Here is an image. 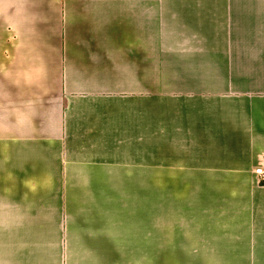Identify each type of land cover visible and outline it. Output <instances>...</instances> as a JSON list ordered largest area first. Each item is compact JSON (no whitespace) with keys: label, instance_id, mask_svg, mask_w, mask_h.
<instances>
[{"label":"crops","instance_id":"crops-1","mask_svg":"<svg viewBox=\"0 0 264 264\" xmlns=\"http://www.w3.org/2000/svg\"><path fill=\"white\" fill-rule=\"evenodd\" d=\"M257 168L264 0H0V264H264Z\"/></svg>","mask_w":264,"mask_h":264},{"label":"rangeland","instance_id":"rangeland-1","mask_svg":"<svg viewBox=\"0 0 264 264\" xmlns=\"http://www.w3.org/2000/svg\"><path fill=\"white\" fill-rule=\"evenodd\" d=\"M256 172V171H255ZM257 174V173H256ZM146 181L144 180V201H143V218L150 219L151 217L157 218H247L253 217V211L247 209H236L228 211L226 205H213V201L209 200L207 195L202 194L205 191L194 189L193 191L189 190L187 185L188 180L182 179H170V180H159L158 192H159V202H151L150 195V184L145 187ZM257 184L264 186V174H259V181ZM169 188V189H168ZM207 196V197H206ZM204 198H207V203ZM217 204V202H216ZM233 206V203H231ZM158 206V208H157ZM217 207V209H216ZM151 208L156 209L157 212L153 211V216L151 213ZM264 209V208H263ZM257 211V210H255ZM230 213H232L230 215ZM259 213V212H258ZM258 215L264 217V210Z\"/></svg>","mask_w":264,"mask_h":264},{"label":"built area","instance_id":"built-area-1","mask_svg":"<svg viewBox=\"0 0 264 264\" xmlns=\"http://www.w3.org/2000/svg\"><path fill=\"white\" fill-rule=\"evenodd\" d=\"M256 172H257L258 174H260V175H261V174H264L260 168H257V169H256Z\"/></svg>","mask_w":264,"mask_h":264}]
</instances>
